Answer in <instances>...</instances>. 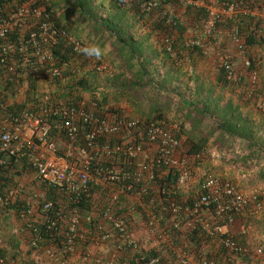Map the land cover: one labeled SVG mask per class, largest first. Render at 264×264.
<instances>
[{"label": "built area", "instance_id": "1", "mask_svg": "<svg viewBox=\"0 0 264 264\" xmlns=\"http://www.w3.org/2000/svg\"><path fill=\"white\" fill-rule=\"evenodd\" d=\"M38 1L43 2L27 0V4L8 12L7 17L0 15V71L3 72L0 82H10L17 93L21 79L38 83L40 80L51 82L62 78V65L58 64L51 51L58 45L102 72L107 67L106 62L87 58L75 51L76 46L84 42L55 25L45 7L34 5ZM170 1L174 2L165 3L163 11V19L168 25L182 23L175 5L205 10L207 15L202 25V35L185 40V46L204 54L209 50L207 39L214 34L216 21L223 16L235 17L243 11L247 12L244 0ZM118 2L135 3L145 13L154 11L161 4L160 0ZM258 12L264 19V5ZM16 20L30 22L13 32L12 24ZM229 38L237 52H245V42L235 23ZM162 46L168 56H176L172 33L163 35ZM232 57L227 48L222 49L218 52V66L224 70L226 80L240 86L242 91H239L250 96L256 88L257 79L252 75L249 82L242 85ZM249 65V58H244L243 66L248 69ZM1 89L0 86V166L5 164L7 158L22 159L42 183L53 189L55 198L44 199L40 196L41 209L45 213L46 229L60 231L62 228L61 254L74 251L80 226L77 205L81 198L89 195L93 184H99L108 189L106 204L100 211L105 224L98 223L92 238L100 244L113 242L117 247L127 246L142 264H157L162 258L161 252H167L175 264H223L219 259L220 253L207 256L201 251H185L180 245H174L173 231L160 221L161 214L166 212L170 214L169 224L177 231L200 227L207 238L216 237L217 244L230 252L234 264H253L258 256L264 255V243L250 247L235 238L228 229L241 217L259 215L263 208L259 192H241L229 180L208 173L199 183L198 194L192 203L164 196V201L154 211L151 208L153 199L150 202L144 200V196L152 193L156 170L160 169L161 174L169 169L175 171L177 188L182 187L190 177L187 155L181 152V141L174 133L176 126L166 127L161 122L130 117L120 111L101 110L98 100L94 98L71 95L52 100L49 90H41L43 104L38 110L24 106L8 115L10 103L4 100ZM263 105L262 101L258 104L259 107ZM57 132L61 133L65 142L61 152L57 147ZM159 191L160 196L164 194V189ZM123 196H133L139 201L146 216L147 230L151 232V246L146 248L139 243L132 233L130 218L124 212H118L117 205ZM1 200L4 198L0 197ZM32 212L31 207H26L19 216L27 220ZM111 230L118 233L114 234ZM32 233L37 240H42L39 228L32 230ZM36 239L31 236L30 243L36 244ZM202 248L206 251L205 246ZM45 252L54 256L48 247ZM32 257L39 259L36 249ZM83 258L86 261L91 259L89 253ZM92 260L96 264H128V260L119 256L106 259L94 256ZM5 262L6 259L0 254V264ZM58 262L61 264V258Z\"/></svg>", "mask_w": 264, "mask_h": 264}, {"label": "crops", "instance_id": "2", "mask_svg": "<svg viewBox=\"0 0 264 264\" xmlns=\"http://www.w3.org/2000/svg\"><path fill=\"white\" fill-rule=\"evenodd\" d=\"M76 2L71 4L70 0H43L42 6L50 12L54 23L56 20L60 21L59 16L63 12L68 11L69 13L72 11L68 19L70 22H60L65 29L84 43L97 42L102 46L107 45L112 49V41L109 37H112V29L114 27L117 28L115 24L117 23L119 15L123 18V24L120 22L121 25L119 24L118 28L130 34L132 33V42L135 45L140 44L138 40L141 39L143 41H141V46L139 47L140 63L136 62L135 69L138 70V64H141L142 67L140 68L146 70V77H135L133 72L128 71L122 74L120 79L116 80L117 83L111 82L107 85L102 81L104 75H100L97 81V84L99 83L96 91L97 98L106 94L107 104L116 110L130 117L161 122L166 127H178L182 125L183 127L190 128L188 122H183L185 112L182 110V107L187 104L185 98L190 99L193 104H198V106L205 102L210 104L218 98V104H214L213 106L212 103L210 110L214 112L218 109V112L222 113L223 116L229 109H236L239 115L238 128H241L239 135L221 131L218 127H214L213 134L207 135L208 141L204 147V152L201 154L187 155L185 150V136L181 135L179 137L182 144L181 152L187 155L190 177L179 188L178 194L184 200L186 198L192 199L189 202L192 203L193 198L198 194L199 183L203 178L200 174L203 169L209 171L213 176L231 181L241 192H259L260 199L263 202V208L259 212V215L253 218L241 217L233 222L228 229L234 236L238 237L250 247L263 244L264 105L259 107L258 104L260 101L264 102V54L262 59H259V56L255 53L258 56L254 61V76L257 79V85L250 96L245 95L243 92L236 93L234 90L226 87L221 88L216 80L217 68L215 70V67H212L217 65L218 52L220 51L219 47H222V49L228 47L232 52V56L236 58L235 67L237 73L240 77L242 76L244 82L248 83V80H246L248 71L243 66V59L247 57V51L242 54L239 52L234 54L236 51L233 49V44L229 36L226 37V29H223L224 25L236 23L237 18L234 16H223L221 22L220 20L215 22V24L218 23L214 27V34L207 39L209 50L205 54L198 49L185 46L186 38L202 35L201 25L199 29L187 26L179 32H173L176 56L171 60L163 51L161 39L164 34L161 35L153 31L150 27H147L126 6L118 5L117 0H96L99 4L96 9L89 7L88 3H83L82 0ZM175 6L178 7L177 14L180 15L182 20V23L179 25L185 24L187 16L184 12L186 7ZM216 35L217 39L215 40ZM110 53L111 51L103 58L107 64L104 70L110 69L116 72V68L112 65L108 67ZM119 62L120 60L116 59L113 63L118 65ZM204 62L207 64V69L211 68V73H213L208 79L206 78L207 72L201 65ZM80 75L82 74L80 73ZM24 81L25 83L21 84L19 91L15 93L14 97L8 96L7 101L9 103L13 101L16 103L21 102V99H23L28 89L26 80ZM36 84L40 92L48 85L50 91L56 90L52 84L47 85V81L44 80H40ZM124 84L127 87H123ZM81 93L84 97H91L88 91ZM27 105L32 104L27 102ZM218 112L214 113L215 119L208 121V127L215 126L216 118L221 119V115ZM204 159L206 161L203 163L199 162ZM15 162L16 172L14 179L17 181V185L11 186V188H4L3 196L0 195V197L4 198V200L0 201V254L6 259V264H60L58 262L60 258L61 264H96L92 260L94 256L100 257L101 259L112 257L113 250L110 248V243H97L92 238L93 236H90L91 232H86L81 220L78 228L84 230L82 232L79 231L78 241L73 252L61 254L57 248H54V245H40L38 249L39 259L36 260L38 257H32L34 250L30 246L32 230L38 229L45 222L46 218L43 213L44 211L41 209L42 201L40 196H43L44 199H53L56 196H54L53 189L42 183L32 169H27V166L22 164L24 162L22 159L16 160ZM40 185H44L45 188H41ZM93 187L102 188L99 184H93ZM107 192L108 189L106 188L103 192L93 191L92 198L96 200L103 196L106 197ZM125 198L128 204V210H130V227L132 233L140 241L139 243L147 248L152 245L153 240L151 239V232L146 227V216L144 214L141 217L138 212L141 207L137 198L133 196H127ZM24 205L25 208L31 207L33 211L30 216L31 218L27 220L18 218L17 215V211L23 208ZM95 213L92 212L88 220L95 218ZM183 229L179 230L180 238L184 237V234L191 233V230ZM61 230L62 228L60 229V234H62ZM92 235H95V233L93 232ZM208 239L202 242V246L206 247L209 255H218L220 246L217 244V238ZM85 240L86 243H84ZM181 240L185 241L186 239L183 238ZM177 243L175 239L174 245ZM186 244L178 243L183 250L194 251L189 249L190 244L187 246ZM46 247L53 251V257L47 255L45 252ZM88 253L91 259L89 261H86L84 258L82 259V256L86 254L88 256ZM161 255L162 257H169L167 252H161ZM135 258L136 256L131 250L126 255L122 254V259H126L128 262L131 261L132 264ZM258 258L255 259L253 264H264V260L262 262Z\"/></svg>", "mask_w": 264, "mask_h": 264}, {"label": "trees", "instance_id": "3", "mask_svg": "<svg viewBox=\"0 0 264 264\" xmlns=\"http://www.w3.org/2000/svg\"><path fill=\"white\" fill-rule=\"evenodd\" d=\"M160 1H161L160 6L156 8L154 11L149 12V13L142 12L140 6L135 3L133 4H126L122 2H117V3L118 5H121L124 7L126 6L147 27H150L153 31H156L160 33L161 35L167 32L172 33V34L175 31L179 32L181 31L182 28H185L187 26L194 27V29L196 28L199 29L200 25L202 27L203 21L206 19V15H207L204 12L205 10L202 8L195 9L190 6H187L185 8L186 10L184 13L187 16L185 20L186 21L185 24H182V25L177 24L176 26L166 24L163 19L164 5L165 3H170V2L173 3L174 1H170V0H160ZM219 1L223 2L225 0H219ZM244 2H245V9L247 12L243 11V13L237 14L235 16L237 18V21L235 24L238 26L240 36L243 38L245 42V45H246L245 51H247L246 55H247V58H249L250 60V65L248 69L245 68L248 71V74H246L247 76L246 80H248L247 82H249V79H250L249 77L254 75L255 73L254 61L257 59L256 57L259 56V59H262L263 54H264V19H262L261 13L258 12V10L261 9V6L264 5V0H244ZM42 3L43 2L38 1L34 5L40 6L42 5ZM24 4H27V0H0V15L5 18L7 17L8 12L14 11L19 6L24 5ZM253 11H256L257 13L256 14L251 13ZM222 19L223 18L220 19V22L222 21ZM29 22L30 20H28L27 22L22 21V20H16L12 24L11 31L14 32L16 30H19L23 26H26V23H29ZM120 22L123 24L122 17H121V20H117V23L115 24L117 28L114 27L112 29V32H111L112 37H109V39L112 41V45H111L112 49L110 53V63L108 67L112 65L114 68H116L117 70L116 72H113L110 69L103 70L102 72L97 71L96 69L89 67L87 60L79 59V57H77L75 54H71L68 49L64 48L61 45L60 46L58 45L55 48H51V51L55 55L58 64L62 65V76L68 78L69 79L68 81L70 82V84L64 88H61V86H58V88L54 90L51 94L52 100L64 99L66 97L73 95L74 93L76 95H79L82 91L90 92L91 97L96 99L97 98L96 91L98 89V84H99V83L97 84V81L99 80L100 75H104V77L102 78V81H104V83H106L107 85L110 84L111 82L117 83L116 80L120 79L121 75L128 71L133 72L135 77H140V78L146 77L147 75L146 70H142L140 68L142 67L141 64H138L139 66L138 70L135 69L136 62L140 63L139 62V55H140L139 47L141 46L142 40L141 39L138 40L140 44L135 45V43L132 42V39H133L132 33L130 34L124 31L123 29L118 28ZM54 24L60 28H64V26L61 24L60 21L56 20ZM216 24L214 27H216ZM232 25L230 24L224 25L223 27V29H226L225 33H228V35H229ZM65 30L71 33L67 29ZM216 39H217V35H216L215 40ZM163 51H164V48H163ZM255 53L258 56H256ZM166 55L168 56L167 53ZM168 58H170L171 60L174 59V58H171L170 56H168ZM232 58L234 61V65H236L235 64L236 58L235 57H232ZM116 59L120 60L118 65H115L113 63ZM80 73L82 75H80ZM224 73H225L224 70L220 66H218L216 80L219 83V86L221 88L226 87V88H229L230 90H234L236 93H242L240 86L232 83L231 81L229 82L228 80H226ZM0 74L2 75L3 72L0 71ZM240 78H241L242 85H245L246 82L242 80V76ZM23 81L24 80L21 79L18 85L21 86V84H24L25 81L24 82ZM57 81H58V84H60L61 80L58 79ZM36 83L37 82H35L34 80L33 81L29 79L26 80V84L28 85L27 92H25L23 99H21V102L16 103L13 101L12 103L8 104V110H7L8 115L14 114L15 112H17V110H19L21 107H24V106L31 107L33 105L32 106L33 108H35L36 110L39 109L40 105H42L43 103L41 100V92L38 90ZM0 86L2 87L1 93L3 94L4 100L6 102H7L8 96L14 97L15 95L14 86H12L10 82L6 80H2L0 82ZM123 87H127V85L124 84ZM239 89L241 91H239ZM97 100L99 102V107L101 110H105L106 108L108 110H114L115 112H119L114 107L107 104L108 101H107L106 94L101 95V97L97 98ZM218 101H219L218 98L217 100H214V102H212L213 106L214 104L217 105ZM27 102L31 103L32 105H27ZM185 102H187V104L184 105V107H182V110L185 112L183 116V122L185 121L188 122L190 124V128L179 125L175 129L174 133L178 138L181 135L185 136V142H186L185 150H186L187 155L201 154L204 152L205 150L204 147L206 146V142L208 141L207 135L213 134L214 127L216 128L218 127L221 131H226V132H229L235 135H239V133L241 132L240 131L241 128L240 129L238 128L239 115L237 114L235 108L229 109V111L226 112V114L223 116L222 113L218 112V109L217 111H214V112L210 110V108H212L211 106L212 103L207 104V102H205L198 106V104H193L192 101L187 98H185ZM217 112L218 114L220 113L221 119L216 118L215 126L208 127L207 126V124H209L208 121L215 119L214 113H217ZM52 118H56V117L53 116ZM200 129H203L205 133H202V131H199ZM56 135L59 137H62L60 132H57ZM113 139H115V137L110 139L109 141L111 142ZM15 161L16 160H14L13 158H7L5 164L0 166V195L2 196H3L4 188H11V186L17 185V181L14 179V174L16 172V168H15L16 162ZM22 164L26 165L27 169H31L26 163L22 162ZM175 175H176L175 171L170 170V169L166 170L163 174H161L160 169L156 170V178H155L156 181L154 182L152 186V188L154 187L155 189H152L153 191H151L152 193L150 195L144 196V200L146 202H150V200L153 199V203H151V208L154 211L159 206V204L162 203V201H164L165 199L164 196L174 197V198L176 197V199L178 200L182 199L179 197V194H178L179 188L175 186ZM232 184L234 185V183ZM40 186L41 188H45L44 185H40ZM105 188L106 187H103V186L102 188L100 187L92 188L91 187L89 195L84 198H81L80 202L77 205V213H79V218L82 222V225H84V229L86 230V232L88 231L91 232L90 234L91 237L93 236L92 235L93 232H95V230L97 229L98 223L100 225L105 224V221L102 219L100 211L104 207L107 201V198L104 197L103 195H102L103 197H100L94 200L92 198L93 191L103 192ZM160 189H164V194H162L161 196L158 193L160 192L159 191ZM185 200L186 202H191L192 199L186 198ZM127 205L128 204L126 202V198L121 197L119 199L117 209H118V212H124L127 218H131L130 210H128ZM24 209H25V205L23 208L17 211L18 218H20L19 214ZM66 212L69 213L68 210H66ZM92 212H96L95 213L96 216L95 218L88 220V217L91 216ZM138 212L140 213L141 217H143L144 212L141 209H139ZM169 216L170 214L168 212H166V214H161L160 221H163V223L167 225L170 228V230L173 231L174 238L177 240V242L180 244L187 243L186 246L190 244L191 248L189 247V249L194 250V252L196 253L201 251L208 256L209 253L205 252L204 249L202 248V242L207 240L208 238L204 235L202 231H200V227H196L195 229H192L191 233L184 234L185 236L180 238L179 231L172 228L171 224H169L170 222ZM45 225L46 223L44 222L43 224L39 226V233L42 235V240H37L36 237L32 233L31 236L36 239L37 243L36 244L30 243V246L38 251L40 245L41 246L54 245L55 246L54 248H57L58 252L60 253L64 234L63 233L60 234L59 230L46 229ZM60 227H63V226H60ZM107 228H110V227H108L107 225ZM83 230L78 228V232L79 231L82 232ZM110 232H113L114 234L118 233L113 230H111ZM183 238H185L186 240L182 241L181 239ZM235 238L241 241L238 237L235 236ZM86 240L84 241V243H86ZM109 243H110L109 244L110 248L113 250L112 256L122 257V254L126 255L129 252V248L127 246L121 245L117 247L114 245L113 242H109ZM218 253H220L219 259L223 261V264H234L233 260L230 257V252H228L227 250L225 251L223 250L222 247H220L218 250ZM259 258L258 260H262L263 262L264 256L262 255ZM137 262L139 264H142L139 262L138 258H135L133 264H138ZM128 263L132 264L131 261H129ZM157 264H175V263L171 260L170 257L163 256Z\"/></svg>", "mask_w": 264, "mask_h": 264}, {"label": "rangeland", "instance_id": "4", "mask_svg": "<svg viewBox=\"0 0 264 264\" xmlns=\"http://www.w3.org/2000/svg\"><path fill=\"white\" fill-rule=\"evenodd\" d=\"M67 1V0H66ZM76 1H78V0H70V3L71 4H74ZM81 1V0H80ZM82 2L83 3H88V5H89V7H91V8H93V9H96V8H98V6H99V4L96 2V0H82ZM77 3V2H76ZM71 12L72 11H70L69 13H68V11H66V12H63L60 16H59V20L60 21H68V22H70V20H68L69 18H70V16H69V14L71 15ZM117 18V17H116ZM117 20H121V16L119 15V17L117 18ZM233 24V23H232ZM227 34V36L226 37H228L229 35H228V33H226ZM220 49V51L222 50V47H219ZM228 49V47H225L224 49ZM233 49H234V47H233ZM232 49V50H233ZM235 50V49H234ZM228 51H230L231 52V50L230 49H228ZM236 51V50H235ZM232 53V52H231ZM237 53V51L236 52H234V54H236ZM217 54V53H216ZM242 54V53H241ZM217 65L215 66H212V67H215L214 69L216 70V68L218 67V62L216 63ZM202 65V67H204V70L207 72V76H206V78L208 79V77H210L211 75H213V73H211V68H208L207 69V64H205V62L203 63V64H201ZM213 65V64H212ZM211 66V65H210ZM89 67H91L90 65H89ZM58 80V79H57ZM57 80H53V81H51L50 83H48L47 82V85L48 84H52L53 86H54V89H57L58 88V86H61V88H64V87H66V86H68L69 84H70V82L68 81L69 79L68 78H66V77H62V78H60V80H61V82H60V84H58V81ZM49 86V85H48ZM46 87V88H44V89H42V90H49V87ZM50 91V90H49ZM51 92H53L52 90H51ZM83 92V91H82ZM81 94V95H80ZM79 95H76L75 93L73 94V96H83V94L82 93H80ZM75 96V97H76ZM199 131H202V133H205V131L203 130V129H200ZM59 137V136H58ZM58 140H57V142H58V144H57V147H58V150L61 152L62 150H63V148L65 147V142L63 141V139L61 138V137H59V138H57ZM204 161H206V159H204V160H200L199 162H204ZM192 162L193 163H195V161H193L192 160ZM209 173V171H207L206 169L204 170L203 169V171L201 172V177H204L206 174H208Z\"/></svg>", "mask_w": 264, "mask_h": 264}, {"label": "clouds", "instance_id": "5", "mask_svg": "<svg viewBox=\"0 0 264 264\" xmlns=\"http://www.w3.org/2000/svg\"><path fill=\"white\" fill-rule=\"evenodd\" d=\"M75 51L79 52L81 55L87 58L101 60L109 54L111 49L109 46L107 45L102 46L97 42H86L83 43V45L78 44L75 48Z\"/></svg>", "mask_w": 264, "mask_h": 264}]
</instances>
